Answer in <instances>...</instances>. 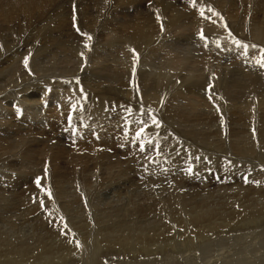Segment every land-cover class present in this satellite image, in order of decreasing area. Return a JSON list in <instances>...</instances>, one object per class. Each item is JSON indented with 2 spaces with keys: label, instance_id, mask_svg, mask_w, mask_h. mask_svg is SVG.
<instances>
[{
  "label": "bare ground",
  "instance_id": "6f19581e",
  "mask_svg": "<svg viewBox=\"0 0 264 264\" xmlns=\"http://www.w3.org/2000/svg\"><path fill=\"white\" fill-rule=\"evenodd\" d=\"M67 1L77 5L72 25L62 11L60 21L49 24L50 12ZM263 2H249L244 19L247 31L236 21L230 22L242 18L234 1L227 17L220 10L222 2L210 6L214 11L207 9L213 25L198 18L189 21L200 11L196 2L194 11L191 7L188 13L174 9L169 18L160 19L167 31L177 35L166 38L151 19L135 17L120 36L106 30L108 40L101 36L103 40L119 41L99 48L83 35L96 42L95 31L77 23V15L84 11L81 0H0V164L13 166L0 168V264H126L134 255L127 262L144 264L160 251L175 257V263L184 253L182 258L191 254L204 264H220L221 260L236 261L237 255L240 259L251 255L252 244L263 251L264 264V68L256 64L264 49V18H259L255 7ZM121 3L137 13L131 1ZM99 17L93 21H100ZM71 27L81 29L77 39L84 40L73 47L75 55L66 46L75 33ZM188 29L198 33L189 36ZM202 31L206 32L203 38ZM63 36L67 39L62 40ZM236 41L249 47L244 49ZM214 51L218 52L217 68L208 63L212 57L207 55ZM118 52L124 56L116 59V66L105 67L104 56ZM227 56L234 60L231 71L221 61ZM30 87L38 88L29 92ZM169 106L173 113L168 112ZM106 110L114 117L104 114ZM111 119L114 125L107 123ZM216 119L219 124L213 123ZM145 123L149 128L137 140L145 145L156 133L155 142L145 149L152 145L146 153L152 151L155 156L136 150L134 157L127 153L125 160L118 154H124L123 148L113 153L117 141L140 149L141 142L133 140ZM73 126L75 133H68ZM58 129L75 134L76 146L66 144L64 136L57 137ZM182 142L188 145L181 146ZM168 145L175 146L171 159H159ZM99 165L105 166L109 185L119 179L129 187L137 186L132 194L136 198L148 194L137 192V177L149 172L157 173L154 178L167 177L183 167L186 173L178 171L184 182L168 191L170 198H164L168 192L161 190L163 194L149 204L102 206L94 192L89 194L102 184L91 180V172ZM214 179L222 184L216 198L210 190ZM65 183H73L70 191ZM75 205L79 211L70 212ZM37 213L45 214L51 223L45 225L44 217L42 225L30 231L31 237L23 238L15 230L17 222L21 217L34 220L30 216ZM201 240L205 247L198 245ZM146 255L149 258L144 260ZM259 260L252 259L254 264Z\"/></svg>",
  "mask_w": 264,
  "mask_h": 264
},
{
  "label": "rangeland",
  "instance_id": "374dc122",
  "mask_svg": "<svg viewBox=\"0 0 264 264\" xmlns=\"http://www.w3.org/2000/svg\"><path fill=\"white\" fill-rule=\"evenodd\" d=\"M82 1V3L84 4H82L81 6H82V8H83V13L80 15V17L78 18V15H77V23H78V25H85V24H87L89 27H81V28H92V30H94L95 31V34H97V36H98V39H97V41L95 42V38L93 37L92 39H91V41H93V42H91V46H95V47H97V46H99V48H101L100 46H102L103 44H110V43H113V41H114V43L115 42H117V41H119V40H110L109 42L108 41H106V40H108L107 39V35H105V34H107V31L106 30H113L116 34H118L119 36H120V34H122L123 33V31H121V30H126V25H128V23L130 22V21H132V19H135V17H139V19L140 20H144L145 18H147L146 20H149V19H151L152 21H153V24L154 25H156L157 26V28H161V34L163 33V34H166L165 36H166V38H170L171 36H173V35H177V34H175V32L174 31H172V30H170V31H167V28H166V23H164L163 25H162V23H160V19H162L163 20V18L164 19H167V18H169L170 17V15H172V12H171V10H174V9H176V10H180V11H182V12H186V13H188V12H191L192 10L194 11V7L195 6H197L198 4L196 3V2H199L200 3V11L198 12V14L195 16V18H190V19H188L189 21H192V20H196L197 18L198 19H200V20H203L202 22L204 23V20L207 22H209L210 24H212L213 25V23H212V18H211V16H208L207 14V12H208V10H213L214 8H212V7H214V5H216L215 3H216V1L218 2H222L221 3V6H220V10L223 12V15L224 16H228L229 14H228V11H227V9L228 8H231V5H230V3H231V1H234V3H236V4H238L237 5V7L240 9H238L239 10V15H240V17H242L240 20H238V19H235V18H230L231 20H230V22H233V20L234 21H236V23H238V24H241V27H243V28H245L244 30L245 31H247L248 30V26L247 25H245V23H244V19H245V16L248 14V12L247 11H249V8H250V5H249V2L251 1V0H245V1H241V0H226V2H225V0H214V2H213V0H206L209 4H207L206 2H205V0H195V3L193 4V2H192V4H193V6H191L192 4H191V1L192 0H126V1H131L132 3H134V7H137V13L136 14H134L133 12H132V9L131 8H129L128 6H127V9L125 8V5H124V3H121V2H124L125 0H100L101 2H102V4L99 2V0H81ZM230 1V2H229ZM241 1V2H240ZM97 2V3H96ZM99 2V3H98ZM107 2H108V4L109 5H107ZM141 2V3H140ZM204 2L206 3V4H204ZM212 2V3H211ZM224 2H225V6H224ZM228 2V3H227ZM244 2H247V3H244ZM90 3V4H89ZM113 3V4H112ZM188 5H187V4ZM75 4V2L74 3H71L70 1H67V2H65L64 3V6H62L60 9H57V10H55V11H51L50 12V19H49V24H53V26L54 25H56V23L57 22H59L60 21V16L58 15L59 14V11H62V14L63 15H66V17L67 18H69V22H71L72 21V19H71V17H72V13L74 12V11H76L77 9H76V6L77 5H74ZM94 4H95V6H94ZM99 4V5H98ZM141 4V5H140ZM184 4V5H183ZM186 4V5H185ZM204 4V5H203ZM85 5H87V6H89L88 8H87V6H86V9L87 10H85ZM110 5H113V7L112 8H110L109 6ZM115 5H116V9H114L115 8ZM166 5H168V9H167V11L166 12H164V8L166 7ZM230 5V6H229ZM94 6V7H93ZM98 6V7H97ZM104 6V7H103ZM184 6V7H183ZM187 6V7H186ZM205 6H207L206 8H203V7H205ZM210 6H212V7H210ZM227 6H229V7H227ZM242 8H241V7ZM74 7V8H73ZM120 7V8H119ZM189 7H191V11L188 9ZM256 8H257V12H259V18L261 19H263L264 18V2L262 3V5H261V7L259 8V5L258 6H255ZM71 8V9H70ZM92 8H93V10H92ZM98 10H97V9ZM102 8H103V10H102ZM125 8V9H124ZM143 8V9H142ZM185 8V9H184ZM203 8V9H202ZM64 9V10H63ZM74 9V10H73ZM88 9H89V11H88ZM97 10V11H95V10ZM112 9V10H111ZM118 9V10H117ZM206 11H205V10ZM208 9V10H207ZM245 9V10H244ZM106 10H110V12L108 13V15H109V17L108 18H106ZM126 10V11H125ZM187 10V11H186ZM205 12V13H203V14H201L200 12ZM229 10V9H228ZM244 11V12H242V11ZM87 11H88V13H87ZM100 11V12H99ZM129 11V12H128ZM214 11V10H213ZM246 11V12H245ZM93 12V13H92ZM99 12V13H98ZM101 12H103V13H101ZM57 13V14H56ZM100 15V17L98 18V19H101L100 21H98L97 22V20L94 22L93 21V19L95 18V16H99L98 14ZM101 13V14H100ZM114 13H115V15H114ZM129 13V14H128ZM171 13V14H170ZM252 13V12H251ZM67 14H68V16H67ZM97 14V15H96ZM253 14V13H252ZM62 15V16H63ZM83 15V16H82ZM263 15V16H262ZM94 16V17H93ZM207 16V17H206ZM226 16V17H227ZM213 17V16H212ZM64 18V17H63ZM82 19V21H81V19ZM113 18H114V20H113ZM188 18V17H187ZM187 18H184V19H187ZM86 19V20H85ZM96 19V18H95ZM94 19V20H95ZM107 19H108V21H107ZM209 19V20H208ZM53 20V21H52ZM79 20V21H78ZM85 20V21H84ZM56 21V22H55ZM119 21V22H118ZM157 21V22H156ZM97 23V27L94 25V23ZM113 22V23H112ZM98 23H99V25H98ZM116 23V24H115ZM93 24V25H92ZM104 24H106L104 27H102ZM72 25V22H71V24H69V26H71ZM244 25V26H243ZM108 28H107V27ZM114 27H116V28H114ZM247 27V28H246ZM72 28V30L75 32L74 33V36H73V38L74 39H77V37H81V34H82V31H81V29H79V31H76V30H74V28L73 27H71ZM123 28V29H122ZM102 30H104V31H102ZM117 31H119V32H117ZM120 31H121V33H120ZM187 31V30H186ZM186 31H185V33H186ZM195 31H197V30H194V31H192V30H190V29H188V32L186 33V34H191V35H189V36H196L195 34H197L198 32H195ZM103 32V33H102ZM180 32V31H179ZM190 32V33H189ZM160 33V32H159ZM170 33V34H169ZM177 33V32H176ZM181 33V32H180ZM205 31H202L200 34L201 35H203V37H205L206 35H205ZM80 35V36H77V35ZM94 34V33H93ZM101 34V35H100ZM182 34V33H181ZM105 35V36H104ZM101 36H103L104 37V39H106V40H103V37H101ZM15 37H17V36H15V35H13V37L12 38H14L15 39ZM11 38V39H12ZM73 38H68V42H66L67 44H66V46H67V48L69 49L68 51H69V54H70V50H71V55H75L74 54V49H73V47L74 46H76V45H80L82 42H84V40L83 39H81V38H79V39H77V42H76V40L74 41V39ZM17 40H19V38L17 37L16 38ZM67 39V36H63L62 37V40H66ZM71 39H73V40H71ZM101 39V40H100ZM71 40V41H70ZM83 40V41H82ZM82 41V42H81ZM100 41V42H99ZM101 41H103L102 43H101ZM95 42V43H94ZM190 41L189 40H187V43H189ZM41 43H43V40L41 41ZM73 44H75V45H73ZM98 44H100V45H98ZM30 45H33V46H35L36 44H30ZM73 45V46H72ZM72 46V47H71ZM220 46V45H219ZM71 47V48H70ZM196 48H195V50H198V47L197 46H195ZM200 49V48H199ZM73 52V53H72ZM202 52V51H201ZM68 53V52H67ZM198 53L199 54H201L199 51H198ZM215 55H214V54ZM211 52V54L210 53H208V55H207V57L208 58H210V57H212V59H211V61L210 62H208V63H210V65H212L213 67H215V68H217V67H219V66H217L216 65V61L218 60V58H216L215 56H218V52H216V51H214V52ZM120 54H121V56H120ZM217 54V55H216ZM211 55H213V56H211ZM59 56H60V54H59ZM107 57H105L104 56V62H103V65L105 66V67H108L109 65L108 64H111L113 67L114 66H116V64L118 63L117 61H118V59L119 58H122L123 56H124V54H122V52H118L117 54L115 53V55H113L112 57H111V55H106ZM214 57V58H213ZM107 58V59H106ZM102 59V58H101ZM116 59H117V61H116ZM213 59H215L214 60V62H213ZM217 59V60H216ZM227 59H229V60H227ZM106 60V61H105ZM41 61V60H40ZM108 61H111L110 63L108 62ZM113 61V62H112ZM204 62H206L207 60H203ZM221 61H222V63H223V67H227L226 69H228V70H230L231 71V69H232V67H233V65H232V63H233V61L234 60H230V58L227 56V57H224L223 59H221ZM220 61V62H221ZM212 62V63H211ZM106 63V64H105ZM155 63H156V65H157V63H158V60L156 61L155 60ZM159 64V63H158ZM214 64H215V66H214ZM226 64L229 66H226ZM33 69V68H32ZM43 72H45V71H43ZM41 74V73H40ZM212 87H214V85L212 86ZM38 87H30L29 89H28V91L29 92H32L33 90H35V89H37ZM214 88H216V87H214ZM209 89H211V88H208V90ZM218 89V88H217ZM219 91H221L220 90V88L218 89V92ZM222 92L223 91H221V93L220 94H222ZM148 96H149V94H148ZM224 96V98H226L227 96L226 95H222V97ZM150 98H152L151 96H149ZM98 100V99H97ZM173 104H174V102H173ZM172 108L173 107H171V106H169V111L168 112H170V113H173L174 111H172ZM151 109V108H150ZM148 110V112H150L151 110ZM104 114H110L112 117H114L113 115H112V113L110 112V111H108V110H106V112L104 113ZM124 114H126L127 115V113L125 112ZM166 117V118H165ZM167 117H168V115H166V116H164L163 118H162V120L164 121V123H167ZM90 119H92V117H91V115H90ZM166 119V120H165ZM115 121H117V118H115ZM163 121H162V123H163ZM176 122L177 123H180L179 121H178V119L176 118ZM82 123H84L85 124V122L83 121ZM107 123L108 124H110V125H114L113 124V122H112V119H111V121H108L107 120ZM214 124H219V119H216V120H214V122H213ZM123 126H124V124H123ZM114 127V126H113ZM149 127H147V129H148ZM119 129H120V133H121V135H122V130H121V128L119 127ZM130 129H131V127H130ZM75 128H74V126L73 127H70V130H69V132L68 133H70L71 131L72 132H74L75 133ZM58 133V135H57V137H59V136H64V141L66 142V144H69L70 146H76V145H74L75 143H76V135L74 134V136L73 135H71V134H68L67 132H64V131H62L61 129H58V131H57ZM150 133H153L152 131L150 132ZM121 135H119V136H117V137H120ZM123 136H124V134H123ZM82 139H83V136H80ZM134 140L133 141H136L137 139H136V136L134 135ZM155 138H156V133H154V136H153V138H152V143L153 142H155ZM52 141H56V139H53ZM137 141H139V142H142L141 140H137ZM121 141H117V142H114V146L115 147H112V151H113V153H117L116 151H114V150H116V149H121V148H123L124 149V154L122 155L121 153H119L118 152V154L119 155H121V158L122 159H127L128 158V156H129V154L131 155V156H133V152L134 151H136V150H138V152H140V149H138V147H133L132 146V144H131V142H128V143H120ZM145 149H146V147H148V141H146L145 140ZM188 144H184V142H182V144H181V146H187ZM151 146L152 145H150V149H148V150H145V151H143L142 152V155L143 156H149V154L150 155H152V156H155L154 155V153L152 152V151H150V152H147L146 153V151H149V150H151ZM172 146V147H171ZM116 148V149H115ZM168 150H167V152L165 153V154H162V156L160 155V157H159V159H163V158H165V159H167L168 161H169V158L172 156H170V154H173L175 151H173L174 149H175V146H173V145H168ZM171 148V149H170ZM75 148H73V150H74ZM180 150H181V153L182 154H184L185 153V151H183V148L182 147H180ZM77 152L76 153H78L79 151L78 150H76ZM172 151V152H171ZM138 152H136L135 153V155H138L139 153ZM127 153H128V156H126L127 155ZM127 157V158H126ZM134 157V156H133ZM171 159V158H170ZM167 162V161H166ZM132 163H134V161L132 162ZM131 163V164H132ZM4 164V165H3ZM7 164H9V166H10V168H12L13 166H12V164L9 162V163H1L0 164V168H4V169H7V168H9L8 167V165ZM7 165V166H6ZM42 166V165H41ZM130 166V165H129ZM104 167L105 166H103V165H99L95 170H93L92 172H91V174H92V178H91V180H92V182L93 183H95L96 185H97V183H102V184H98L96 187H94L92 190L90 189V191H89V194H92L93 192L95 193V195H96V200H97V202H99V203H101V205L102 206H106V205H108L109 203L111 204V205H116L117 207H120V206H123V205H125V204H127V203H129L130 202V205H132V204H134V202H138V203H144L145 202V204H149L150 202H154V200L159 196L158 194H160V195H162L163 193H166V192H168L170 189L171 190H174V188H177L180 184V182H184V181H181V180H183V176H181L179 173H178V171H180V173H186V170H185V168L183 167L182 169H176L175 170V172H174V174H171L170 176H167V177H165V176H161V178H154L156 175H157V173L156 174H152V172H149L148 174H146L144 177H141V178H138L137 177V180H138V185H140V188H138V190H137V192H145V193H148L147 194V196H146V194L144 195V193H140V195H139V197L137 196V198L136 197H134L132 194H133V192H134V190H136L135 188H137V186L136 187H134L135 185H133L132 187H129V186H127L124 182H122V181H118L119 179H115V180H113L112 182H110V185L108 184L109 182H108V180H110V179H108L107 180V177H108V174L105 172V170H104ZM104 170V171H103ZM100 171H102V172H100ZM104 172V173H103ZM137 173V171H134V173ZM132 174V173H131ZM85 175H87V174H85ZM149 175V176H148ZM136 180V181H137ZM115 181V182H114ZM178 181V182H177ZM114 182V183H113ZM120 182V183H119ZM140 183V184H139ZM174 183V184H173ZM211 183H213L212 185H210V182H207V186H209L210 185V190L212 191V193H215L214 195H215V198L216 197H220V188H222V184L220 183V181L219 180H217V179H214V181H212ZM136 184V185H137ZM196 184V183H195ZM72 185H73V183H65V188H67V190H69L70 191V188H69V186H71V188H72ZM104 185V186H103ZM197 185V186H196ZM196 185H194L196 188H200V186H201V184L199 183V184H196ZM206 185V184H205ZM120 186V187H119ZM177 186V187H176ZM190 187H194V186H191V185H189ZM100 187V188H99ZM97 188H99V189H97ZM168 188V189H167ZM72 190V189H71ZM159 190V191H158ZM161 190H162V192H163V190H164V192L163 193H159V192H161ZM29 194V193H28ZM53 194H54V189H53ZM142 195V196H141ZM155 196V197H152V196ZM157 195V196H156ZM144 196V197H143ZM150 199H149V198ZM152 197V198H151ZM171 197V195L169 194V192L168 193H166L165 195H164V198H170ZM98 198H99V200H98ZM100 199H102V200H100ZM122 199V200H121ZM120 200V201H119ZM102 201V202H101ZM140 201V202H139ZM105 203V204H104ZM84 204V203H83ZM79 206H74L73 208H74V210H71L70 212H74L75 210H77V212L79 211L78 209L80 208H78ZM76 208V209H75ZM81 208H82V206H81ZM65 210V209H64ZM63 209H62V215L63 214H65V216L66 217H68L69 215H68V213L66 212V211H64ZM81 213V212H80ZM42 215V216H41ZM124 215V214H123ZM44 217H46V219L44 220V223H45V225H47L48 226V224L49 223H51V221L48 219V217L47 216H45V214H42V213H40V214H36L34 217L32 216H30V218H33L34 220H23L22 219V217H21V219H20V221H18L17 222V225H16V231H18V232H20V233H22V235L24 236L23 238H25V237H31L30 235L33 233V232H30L31 230H33V229H35L36 227H40L41 225H42V223H43V220H41V219H44ZM83 217V216H82ZM145 219L147 218V217H144ZM80 219V218H79ZM117 219V218H116ZM110 221H114L113 219H110ZM5 224H7V223H5ZM2 225V221L0 222V226ZM48 229H49V227H48ZM23 231V232H22ZM246 238V236L244 235V237H243V240ZM239 242H242V240H238ZM203 242V243H202ZM198 245L200 246V247H205L206 246V243L203 241V240H201L199 243H198ZM251 248H252V250H253V252L251 253V255H247V256H245L244 258H242V259H240L239 258V256L237 255V260L236 261H232L231 259H228V263H225L223 260H221V263L220 264H254L253 263V261H252V259L254 260L255 259V257L256 258H260V260H259V264H263V251L261 250V248L259 247V246H257V245H254V244H252L251 246H250ZM161 253H160V255L156 258V255H154V256H152L151 257V262H153V264H204V261L202 260V259H198V260H193L192 258V255L190 254V255H187L186 257H183L182 258V255L184 256L185 254L184 253H181L179 256H178V258H177V263H175V262H173L176 258L175 257H166V255H167V253L168 252H166V254H165V252L164 251H160ZM133 255V254H132ZM135 256V255H134ZM134 256H130L127 260H129L130 258H133ZM147 256V257H146ZM146 256H142V257H146V258H143L144 260H146L147 258H149V255H146ZM139 257V256H138ZM205 258L207 257L208 259H210L211 258V256H209V255H205L204 256ZM187 259V260H186ZM127 260H126V264H135V263H138V261H128L127 262ZM151 262H148V263H151ZM148 263H144V264H148Z\"/></svg>",
  "mask_w": 264,
  "mask_h": 264
},
{
  "label": "snow or ice",
  "instance_id": "6c2138e0",
  "mask_svg": "<svg viewBox=\"0 0 264 264\" xmlns=\"http://www.w3.org/2000/svg\"><path fill=\"white\" fill-rule=\"evenodd\" d=\"M192 2L194 4L195 0H192ZM201 14H203V12H201ZM77 31H79L78 28H77ZM83 35H86V38L88 41H90L92 39V37L90 35H87V34H83ZM202 38H203V36H202ZM236 43L244 49H247L249 47V45H245L240 41H236ZM85 47L90 48V44L85 43ZM250 47L256 48L257 45H251ZM81 56H83V53H81ZM256 64H258L261 68H264V49H261V57H260V59L256 60ZM25 66H27V58H25ZM133 72H135V69H133ZM209 98L211 99V97H209ZM150 119H152L153 123L158 126V121H156L154 117L150 116ZM69 120H71V117H69ZM146 127H147V124L145 123L144 126L141 127L139 129V131L136 133V139H140L142 137ZM148 143H152V142L148 141ZM140 151H142V152L145 151V145H144L143 141L141 142V145H140ZM36 183L39 186L40 178H37ZM41 204H43V201H41ZM76 243H77V246L79 247L80 246L79 242L77 241Z\"/></svg>",
  "mask_w": 264,
  "mask_h": 264
}]
</instances>
